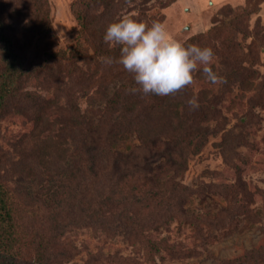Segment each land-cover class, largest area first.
<instances>
[{"label": "trees", "instance_id": "16d2710c", "mask_svg": "<svg viewBox=\"0 0 264 264\" xmlns=\"http://www.w3.org/2000/svg\"><path fill=\"white\" fill-rule=\"evenodd\" d=\"M11 1L0 0V121L8 114L24 115L31 120L32 130L18 139L31 151L34 145L29 146L28 140L36 129L41 132L39 125L48 122L49 115L54 114L62 123V135L70 139L67 145H61L62 151L71 146L76 159L68 158V161L62 155L53 163L49 161L46 168L56 163L62 167L64 163L66 176L57 174V183L47 181L34 186L37 189L31 185L21 191L20 187H11L4 180L7 163L5 154L0 151V264H59L70 261L74 255L68 251L73 249V245L62 237L70 226L81 225L100 228L111 234L122 233L137 251L143 248L145 261L153 260V254L166 243L164 238L153 236L152 230L156 231L172 218L189 221L195 226L205 220L201 216H193L181 206L180 199L187 193V188L175 180L165 179L161 187L156 184L146 189L138 179L132 184V175L127 171L125 183L130 195L126 198L124 211L111 217L107 213L109 210L101 206L110 197L106 195L102 200L93 198L101 183L99 179L103 177L105 180L106 177L96 168V158L103 159L99 156L102 154L108 160L111 150L110 141L106 136L103 138L104 133H111L112 128L116 132L128 130L126 127L131 129L139 118L149 121L151 114H159L163 110L158 107L159 110H154L161 102V96L130 91L139 86L133 74L122 65L101 62V57H111L114 61L120 57V46H111L103 39L107 26L124 16V8L130 10L134 7L136 14L127 15L141 20L147 15L150 0H73L70 6L76 21V35L69 48L54 45L55 35L48 26L46 0ZM173 1L153 0L159 7L168 6ZM263 1L244 0L236 8L223 4L212 15L211 25L206 31L195 33L184 41L214 50L221 66L219 74L223 82L220 86L224 90H229L231 84L240 90H253L247 104L251 111L253 106L264 108V73L255 80L259 75L258 66L264 67V58L261 59L264 27L258 26V19L252 26L249 23L251 14L257 13ZM147 20L148 17L145 18ZM29 46L34 53L30 59L26 55ZM200 72L202 70L197 73ZM114 79H120V83L107 94L105 87ZM32 80L37 81L42 89L52 86V95L46 96L26 87ZM92 87L94 92H104L102 114L96 120L79 112L76 101L78 90L86 92ZM62 91L65 92L64 99L59 102ZM189 92L188 86L174 97L186 109L184 116H189L187 122H192L193 132L201 136L200 123L216 115L219 100L217 95L207 98L199 92L195 96L199 108L191 110L187 104L192 98ZM48 146L51 150L50 144ZM24 162L27 161L20 160V163ZM38 162L45 166V159ZM71 182L80 187L74 185L76 188L72 191ZM164 185L167 187L162 189ZM60 247L68 251H59ZM116 255L89 252L82 263L75 264L121 263L126 259L139 264L134 257Z\"/></svg>", "mask_w": 264, "mask_h": 264}, {"label": "rangeland", "instance_id": "374dc122", "mask_svg": "<svg viewBox=\"0 0 264 264\" xmlns=\"http://www.w3.org/2000/svg\"><path fill=\"white\" fill-rule=\"evenodd\" d=\"M72 1L46 0L48 26L55 35L56 47L69 48L73 44L76 21L71 11ZM226 3L236 8L244 0H175L164 7L150 0L147 15L141 20L148 17L150 24L161 19L169 34L184 42L189 36L206 31L212 15ZM136 12L134 7L122 10L123 15ZM257 19L258 26L264 27V1L257 13L251 14L250 26ZM30 48L26 51L28 59L34 55ZM220 67L215 58L214 70L219 73ZM258 70L255 80L264 73V67L258 66ZM195 80L189 86L192 97L201 92L207 98L217 95L219 100L216 115L200 123L201 136L193 132L192 122H187L190 118L184 116L183 104L177 100V105L174 96L161 97L154 110H163L151 114V120L139 118L131 129L125 126L128 130L116 132L112 128L111 133H104L103 138H108L111 150L108 160L102 154L99 156L103 159L96 158V168L106 177L99 179L101 183L93 198L102 200L108 195L110 199L101 206L109 210L107 213L111 217H116L118 212L125 210L126 198L130 195L125 183L127 171L132 175V184L138 179L146 189L156 184L161 187L165 179H171L187 188V193L180 199L181 206L205 220L195 226L189 221L172 218L156 231L152 230V235L164 238L166 244L153 254L151 261H145L143 248L137 251L122 233L111 234L89 225L70 226L62 240L72 243L73 249L68 251L60 247L59 251H68L74 256L59 264L82 263L89 252L97 251L134 257L139 264H264V108L253 106L251 111L247 106L251 88L240 90L231 84L229 90H224L221 83L208 82L202 72L195 75ZM119 83L120 79L112 80L106 85L105 92H113ZM26 87L46 96L52 95L53 91L52 86L42 89L35 80L28 82ZM63 92L59 102H63ZM103 96L104 92H94V87L86 92L78 90L79 112L94 120L100 118ZM53 115H49L48 122L39 125L41 132L36 129L28 140L29 146L34 145L31 151L25 148V143L18 142L22 134L32 130L31 120L24 115L8 114L0 121V151L5 154L7 163L3 178L11 187H20L22 191L47 181L57 183V174L66 176L64 163L62 167L56 163L46 168L48 162L53 163L62 155L67 160L76 159L71 146L62 151L61 145H67L70 139L64 138L60 129L62 123ZM21 159L27 162L20 163ZM39 159H45L44 167ZM74 185L80 187L71 182L72 191L76 188ZM166 187L164 185L162 189ZM101 264L134 263L126 259L121 263L103 261Z\"/></svg>", "mask_w": 264, "mask_h": 264}, {"label": "clouds", "instance_id": "9594fccd", "mask_svg": "<svg viewBox=\"0 0 264 264\" xmlns=\"http://www.w3.org/2000/svg\"><path fill=\"white\" fill-rule=\"evenodd\" d=\"M103 39L111 46H120V57L117 61L101 57V62L107 65L119 63L133 74L139 87L132 88V93L175 96L193 85L196 73L201 70L208 82H223L214 70L215 53L211 47L173 38L160 21L149 24L133 15H124L107 26ZM187 104L191 110L199 108L197 97L190 98Z\"/></svg>", "mask_w": 264, "mask_h": 264}]
</instances>
